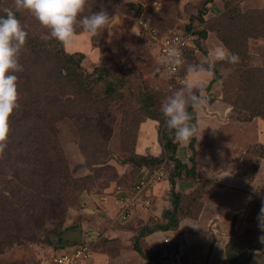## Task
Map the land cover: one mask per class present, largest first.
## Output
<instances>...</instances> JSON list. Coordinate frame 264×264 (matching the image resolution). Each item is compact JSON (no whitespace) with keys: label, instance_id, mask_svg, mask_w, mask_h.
Instances as JSON below:
<instances>
[{"label":"rangeland","instance_id":"1","mask_svg":"<svg viewBox=\"0 0 264 264\" xmlns=\"http://www.w3.org/2000/svg\"><path fill=\"white\" fill-rule=\"evenodd\" d=\"M96 1L98 0H85L83 10L77 18L101 10L100 7L90 5ZM107 2L113 3L112 7L117 12L110 13L113 10H106L110 18L105 27L98 30L94 36L97 47L93 48V42L88 39L86 33H82L80 34L82 38L73 39L71 45H64V50L68 53L85 54L81 66L87 74H91L94 68L104 66L116 71L114 75L125 76L127 83L119 88L124 92V100L110 103L109 118L114 121L113 125L111 124L113 128L110 130L107 120L103 122L100 133L94 137H90L89 132L82 133L77 125L66 117L64 96H60L63 103L56 104L51 109V114H55L57 118L53 125L47 127L40 124L41 135H38L39 132L32 126L28 125L23 129L9 118L11 126L8 123V134L3 142L5 146L0 150V264H53L52 260L56 254L71 252L79 244L75 242L62 244L58 239L66 227L74 224L81 226L82 241L85 237L93 238L94 252H102L104 249L116 251L122 244L129 245L137 228L145 224V217L148 215L146 212L149 213L152 209L150 205L154 202L159 203V197H162L159 204L162 203V199H166L165 194L164 196L162 194V191H165L161 181L162 170L169 172L172 169L169 163L163 162L157 169L147 173L141 168L125 163L133 156L136 126L139 121L145 119L139 115L142 93L148 94L151 99L154 95L157 108L160 110L162 102L181 89L185 103L190 96L198 92V97L207 101L205 105L200 104L196 111L200 122L196 136L201 140V146L197 147L195 158L196 168L200 170L203 182H199L201 184L192 194L184 196L180 208L183 211H196L199 201L195 200V197L200 196L199 193L204 189L209 190L207 192L211 194L222 196L230 192L232 197H226L227 200L238 198V204L234 203L233 209L227 211L226 228L222 230V236L225 238L222 241L224 253L229 242L241 239L252 242L261 234L257 216L264 204L262 193L264 162L259 165L253 181L240 179L236 172L240 170V164L242 165L237 157L250 144L258 142L259 129L263 131L260 139L264 141V120L256 118L253 123L252 120L244 123L240 121L238 117L246 118L251 115L250 112L246 107L241 106L245 111L236 107L240 110L238 116L237 110L235 111L225 101L223 92L226 91L225 87L228 92H232L231 82L239 79L241 84L235 83L237 86L240 85L238 87L241 89L238 91L246 93L249 96L248 101H252L255 106L262 103L260 106L264 108V102L259 101L262 98L261 92H264L260 71L252 70L264 69V0H214L206 7L205 0H107ZM237 5L241 13H251L253 18L258 19L257 24L260 28L253 26L252 32L261 29L257 31L259 33H256V38L247 40L246 54L250 59L247 61L242 59L243 62L238 61V65L228 59H215V52L222 45L214 34L209 33L206 39H201L198 35V32L208 26L217 29L216 17L223 12H230L237 17L239 15L235 11ZM139 21H142V26L138 25ZM151 30L154 32L160 30L166 34L154 40L156 34H152ZM75 32H83L82 27L75 29ZM170 33L178 35L183 33L188 37L186 46L190 50L188 52L185 50L177 73L167 72L165 67L162 69L160 61L163 58L158 57L156 52V41L160 43ZM146 34L148 36L152 34V37H146ZM205 60L220 62L217 70L222 81L213 84L209 89L206 87L208 79L204 80L202 71L198 69ZM21 71L24 76L16 75V83L39 85L37 78L32 76L29 83L25 73L27 71L24 69ZM251 77L256 83L254 87L251 81L249 84L246 82ZM190 81L198 82L199 87L188 88L187 83ZM22 85L18 86L17 103L27 104L29 95L34 91H30V86L22 89ZM200 87L198 91L197 88ZM252 88L254 89L251 90ZM95 90L103 96L102 82H99ZM21 95L25 98H21ZM39 98L42 103L46 102L48 105L52 102V98L47 94H41ZM231 99L233 100L232 97ZM214 103L218 106L215 104L216 106L211 107ZM99 107L104 108V103L101 102ZM258 110L261 111L260 107ZM15 112V116L29 118L30 115L18 107L15 108ZM35 113L42 112L31 114ZM44 118L46 119L45 114L42 115V121ZM234 121L241 123L239 125L243 129L239 133L232 131L231 122ZM146 124L150 126V131L143 129ZM221 125L223 130L219 131L217 126ZM157 126L156 122L150 120L140 125L138 138L144 139L141 143L142 152L148 150L152 155L157 152ZM36 139L39 141H35ZM31 141L36 143L31 144ZM37 149L41 151L40 159L35 155ZM256 158L257 156L251 154L246 163L252 164ZM159 174L160 178L157 179ZM216 174L225 175L220 185L217 183L218 185L212 186L205 182L211 180V175L214 177ZM152 176L154 178L148 185L149 189H153L152 199H146L143 191L147 190V187L137 194L134 186L143 178ZM179 178L180 188L183 190L186 186L183 183L184 177ZM227 183L229 184L226 185ZM118 188L127 190V194L125 191L123 194L120 193ZM121 197L126 198L127 202H133L132 205L128 204L126 207L127 204L120 202ZM166 197L168 198V195ZM208 198L211 200L212 196ZM146 201H149V205H145ZM135 216L140 221H136ZM209 224L208 222V228L201 233L204 238L209 230L211 233L214 231L213 224ZM122 228L131 231L128 239L123 240L124 236L121 238L117 236V231L123 230ZM174 239L178 242L174 240V243L178 247L180 245L184 253L178 256L179 260L177 262L175 260V264H185L189 256L188 247L193 238L186 236L182 240ZM165 240L163 243L166 245L169 240L167 242ZM148 245L154 248L157 244L150 241ZM256 253L259 255L261 252H253L249 264H253V256ZM219 256L222 257V254ZM86 264H90L89 261Z\"/></svg>","mask_w":264,"mask_h":264},{"label":"trees","instance_id":"2","mask_svg":"<svg viewBox=\"0 0 264 264\" xmlns=\"http://www.w3.org/2000/svg\"><path fill=\"white\" fill-rule=\"evenodd\" d=\"M213 2L214 0H205L204 7ZM227 2L228 1H225V3ZM90 5L95 8L100 7L105 11L108 9L113 10L110 13L117 12L112 7L113 3H108L107 0H98L94 3H91ZM4 9H12L14 11L20 24L23 26L27 33L25 43L19 46V51L16 57L18 63L22 65V68L18 71L13 70V73L15 75L24 76L23 74H21V70L24 69L25 71L30 73L28 74L27 72H25L27 74L26 78L29 83L32 76L33 78H37V82L39 84L30 86V84H26V82L25 84H19L18 82L16 83L17 90L18 86L23 84L22 89L24 87L28 88L30 86V91H34V93H31L29 95V98L27 100L28 105L20 102L17 103L18 108L24 110L26 113H30V115L29 118H26L24 116H15L16 112L14 109L9 118L13 122L18 123L23 129L27 128L28 125L32 126L36 132H39L38 135H41L40 124L47 127H51L53 125L57 118L54 116L55 114H51V109H53L56 104L63 103V101L60 99V96H64L66 98L64 100V106L67 107L66 117L72 120L77 125L79 131H81L82 133L89 132L91 133L90 137H94L96 134L100 133L99 130L103 127V122L107 120L110 126V130H112L113 126H111V124L113 125L114 121L112 122L109 118L111 115L110 103L113 101L124 100V92L122 90H119V88L123 87L127 83L125 76L119 77L117 75H114L116 71L104 66L94 68L91 74H87L81 66V63L85 56L84 53L65 52L64 45L56 39L52 38L49 35V29L42 26L28 10L23 8L17 10L16 0H0V15H6ZM235 11L239 13L237 17H234L235 15L232 13L230 14V12H223L222 14H219L215 20V24L218 26V28L212 29L209 26L205 27L203 31L198 32V35L199 38L206 39L209 33L214 34L219 40V43L227 51H229L230 54L236 55V60L232 62L238 65V61L243 62V60L247 61L250 59L246 54L247 40L250 38H256V33H259L257 31H261V29H256V32H252L251 28L253 26H257L260 28L259 24H257L258 19H255V17L253 18V15L251 13H241L240 7H238V5L235 8ZM235 11L233 10V12ZM81 27L83 26L80 23V18H77V23L74 25V29H78ZM82 33L87 32H74L75 35ZM151 33L156 34V38L154 37V40L166 34L162 33L160 30H157L156 32H154V30H151ZM152 34H149L150 38L152 37ZM172 34L173 33H170L169 35ZM185 35L188 34L185 33ZM145 36L149 37L148 34H146ZM94 40V36H90V41L93 42V48H96L97 46H95ZM186 49L187 52L190 50L189 48ZM156 52L158 57H162L160 54V45L157 41ZM160 62L162 69H164L165 65L163 60H161ZM219 66L220 62H217L215 60H205L198 68L208 76V82L206 86L207 89H209L213 84L222 81V77L217 70ZM245 66H247V64H245ZM252 70L253 72L260 71L259 73L261 84L264 88V69L252 68ZM18 72H20V74H18ZM250 81L252 87H254L256 83L253 82L252 77L249 78V81H246L247 84H249ZM99 82H102L103 84V96H100L99 93H97V91L95 90ZM235 83L241 84L239 79L231 82L232 92H228V89L225 87L226 91L224 90L223 92L225 94V101L230 104V106L235 111H240L239 109H236V107L241 108L242 106L246 107L251 114L248 117L244 118L241 117L238 112L237 115L240 116L238 117V119L243 123L245 121L251 120V122H254L256 121V118L264 120V108L260 106L262 105V103L257 106L252 104V101H248L249 96L242 91H238L241 89H239L238 87L240 85L237 86L235 85ZM22 89L20 91H22ZM200 89L201 87L197 88L198 91H200ZM253 89L254 88H252L251 90ZM41 94H47L52 98V102L50 105H48V103L46 102L42 103L41 98H39ZM143 94L144 93H142V102L140 100L141 106L139 107V115L145 117V119L139 121L138 125L136 126L133 156L130 158V162L126 160L125 163L132 164L137 168H141L147 173L157 169V167L160 166V164H162L163 162L169 163L172 169L169 172H164L162 170L161 181H164L168 187L166 191L170 199V206L168 209H165L162 212V219L165 221V223L161 224L159 221L150 219L148 224L141 225L139 226V228H137L138 230H136L135 234L132 236L131 250L142 259V264H173L171 263V261L174 262V255L178 249V245L174 243V239H172L169 244H166L162 248H159L155 251L142 248V239L146 235H149L155 231H176L179 227V222L181 219L197 217L202 206V200H204L208 196L207 189H204L203 192H200V196L195 197V200L199 201V205L196 211H183V209L180 208V203L184 196L192 194L193 191L197 189L199 184H201L199 182H203L202 175L199 174L200 170L196 168L197 162L195 158L197 147L201 146V140H199L195 134L188 143H180L175 141L174 130H169L167 128L165 124L166 118L163 116L161 110L157 108V103L154 95L153 99H151L148 94L145 93L144 96ZM198 94L199 92L196 94L197 97ZM24 95H21V98H25ZM231 97L233 98V100L231 99ZM260 97L262 98L259 101L264 102V92H261ZM101 102L104 103V108L99 107V104ZM185 104L187 111L191 114L192 122L196 123L198 127L196 109L200 105L193 108V101L191 99L186 101ZM258 106L260 107L262 112L258 110ZM38 111L42 113L31 114L32 112ZM242 111L245 110L242 109ZM43 114L46 115V119L44 118V120L42 121ZM148 120L154 121L158 124V126L156 127L157 144L159 147L157 155H152L148 151L144 153H138V151H136L140 125ZM10 121L8 120L9 126H11ZM35 141L38 142L39 140L36 139ZM35 143L36 142L33 143L31 141V144ZM40 154L41 151L37 149L35 155L39 159ZM251 154L253 156H257L256 160L253 161L252 164L250 162L246 163ZM237 159L238 161H240V163H242V165L240 164V170L236 172V175L240 179L253 181L256 173L259 170V165L264 162V144L259 142L250 144L246 148V150L237 157ZM179 177H184L185 182L183 183H185L186 186L183 190H181L180 188L181 181L179 180ZM205 182L208 184L207 181ZM44 183L42 182V184ZM117 190L120 193H122L123 191H125L124 193H126L127 191L120 188H118ZM147 190H149L147 193H145L146 190L143 191V193H145V197L151 195L150 193H152L153 191L149 188H147ZM262 193L264 194V192ZM79 227L81 228L80 225ZM44 242L50 244L47 241ZM164 251L168 253L166 259H164L165 257H163ZM255 251L264 252V245L259 242L258 238H256L252 242H246L242 239L231 241L225 247L226 261L228 264H249L250 257ZM167 259L169 263L165 262Z\"/></svg>","mask_w":264,"mask_h":264},{"label":"clouds","instance_id":"3","mask_svg":"<svg viewBox=\"0 0 264 264\" xmlns=\"http://www.w3.org/2000/svg\"><path fill=\"white\" fill-rule=\"evenodd\" d=\"M85 0H16L17 10H28L39 23L49 29V35L65 46L72 43L74 37V25L77 23L78 14L82 12ZM6 15H0V150L4 148V141L8 134V120L17 104V76L13 70H20L22 65L17 61L19 46L23 45L27 33L20 24L12 9H4ZM109 21V14L101 9L87 16L80 17L83 31L90 36H95L98 30L105 27ZM169 60L179 64V52L172 48L169 52ZM216 60H236L235 54H229L220 46L215 52ZM199 87V83L188 82L187 87ZM181 89L174 96L167 97L161 104V112L165 124L169 130H174V139L180 143H188L199 131L197 124L192 122L191 114L186 109L185 99L181 95ZM195 108L203 103V99L196 95L190 96ZM213 129V128H212ZM215 130V129H213ZM258 227L261 234L259 242L264 245V204H262L258 216ZM253 264H264V252L253 256Z\"/></svg>","mask_w":264,"mask_h":264},{"label":"crops","instance_id":"4","mask_svg":"<svg viewBox=\"0 0 264 264\" xmlns=\"http://www.w3.org/2000/svg\"><path fill=\"white\" fill-rule=\"evenodd\" d=\"M86 36L88 37V39H90L89 34L86 33ZM82 37L83 36L80 34H78L76 36L74 34L73 39L82 38ZM201 73L203 75L202 77L204 80L208 79V76L206 73H204V72H201ZM206 102L207 101H203L204 105L206 104ZM215 102H217V101H215ZM215 104L217 105V103H214V104H212L211 107H214ZM199 108H200V106L197 109H199ZM197 109H196V111H197ZM197 120L199 121L198 116H197ZM197 123H198V129H199L200 128V122H197ZM233 123L235 125H233ZM233 123L231 122V125L233 126L232 127L233 132L239 133L240 131H242L243 128H241V126L239 125L241 123H239L238 121H234ZM251 123H253V122H251ZM235 126H236V130L234 131ZM215 127H216V125L214 126V129H215ZM145 128H146V130L148 129L150 131V126L148 124H146L143 129H145ZM217 129H220L219 131L223 130L222 125L217 126ZM263 129H264V127H263ZM259 130H260V132L258 134V136H259L258 142L264 144V141L260 139L261 138V132H263V131L261 129H259ZM213 135H215V132L213 133ZM143 141H144L143 138H141V137L138 138L137 147H136L138 153H144V152L148 151V150H145L142 152L141 143ZM158 151H159V147L157 146V152H155L154 155H157ZM203 175H205V174H203ZM210 178H211V180L210 179L208 180V182H209L208 184H210L212 186H216L218 184L220 185V182L225 178V175L216 174V175H214V177L211 175ZM228 184L229 183H227L226 185H228ZM163 187H164L165 191H162V194H163V196L165 194L166 199H162V201H161L162 203L159 204L160 200L162 198V197H159L160 200L158 199L159 200V203L157 202L158 204L154 202V203H152L153 205H150V206H152L151 207L152 209L149 211V213H148V211L146 212L145 210H142V212H146V214H148L145 217V219H146L145 224H148L150 219L151 220L153 219L155 221H159L161 224L165 223V221L162 219V212H163V210L169 208L170 199H169V196H168V198L166 197V195H168V193L166 191L168 187L164 181H163ZM148 191L149 190H146L145 193H147ZM207 191H209V190H207ZM150 194H152V193H150ZM155 194H156V192H155ZM242 194L243 193L241 192L240 195H242ZM207 195L212 196V198H211V200H208L209 198L207 196L204 200H202V206H201L200 211H199L196 218H183V219H181L179 222V227L176 231H155L149 235H146L142 239V245H143L142 248H146V249L155 251V250L165 246V243H163V240H165L167 238H168L167 240H169V242H170L174 238L182 240V238H185L186 236H190L191 238H193V240H192L193 242L188 247L189 253H188V251H187V253L189 256L186 258L185 264H194L195 261H196V264H228L226 261V258H225V253H224L223 244H222V241L225 239L222 236L223 235L222 230H224V228H226L225 220H226V216H227V211L233 209L232 206L234 205V203L238 204V202H237L238 198H236V200H230V199L227 200L226 197H228V198L232 197L230 192H228L227 195H223V196L219 195V194L217 195L214 193L211 194L209 192H207ZM151 196L152 195H150V197H147L146 199H150ZM222 197H225L226 199H223ZM135 208H137V206ZM135 219H136V221H140L136 216H135ZM208 222L211 225L213 224V226H214L213 230L214 231H213V233H211L209 230V232H208L209 234L207 233V236L204 238L201 233L208 226ZM74 225H77V224H74ZM78 227H79V225H78ZM79 229L81 232L82 230L80 227H79ZM123 230H118L117 236H119V238L124 236V237H122L123 240L128 239L131 231L129 229H126V228H124ZM219 230H221V231H219ZM110 232H111V229H110ZM81 235H82V232H81ZM130 240L132 241V237ZM149 240L154 242L157 245L154 246V248L149 246L148 245V243L150 242ZM131 241H130L129 245L124 246L122 244V246H124V247L121 246L116 251H113V250L112 251H106L104 249L102 252H98V251H97L98 253L93 252L92 257L89 260V263L90 264H142V259L131 250ZM169 242H167L166 244H168ZM182 242L183 241H181V244H182ZM179 244H180V242H179ZM153 245L154 244H152V246ZM182 253H183V251L181 250V247L179 245L177 252L174 255V262L171 261V263L175 264V260L177 262V260H179L178 256L182 255ZM221 254H222V257L219 256ZM167 255H168V253L166 251H164V253H163V257H165L164 259H166ZM212 261H213V263H212ZM165 262L169 263L168 259Z\"/></svg>","mask_w":264,"mask_h":264},{"label":"built area","instance_id":"5","mask_svg":"<svg viewBox=\"0 0 264 264\" xmlns=\"http://www.w3.org/2000/svg\"><path fill=\"white\" fill-rule=\"evenodd\" d=\"M139 26H142V21H139ZM145 27V24H144ZM187 40L188 37L184 35H167L165 36L159 43L160 45V54L164 60L165 69L167 72L170 73H177L179 64L173 63L171 60L168 59L169 52L172 48H176L179 52V58L180 61L183 59L184 52L187 48ZM152 178H143L140 180L135 186L134 190L137 194H140L146 187L148 188V185L152 182ZM160 178V174L157 176V179ZM133 201V200H131ZM120 202L126 205L128 207V204H131L133 202H127L124 197L120 198ZM145 205H149V201L145 202ZM124 218V216H123ZM93 239V238H92ZM89 237H85V239L79 242L77 246L74 247V249L71 252H65L56 254V256L53 258L52 263L53 264H84L85 262L89 261L93 254V245L94 241ZM167 242V240H165Z\"/></svg>","mask_w":264,"mask_h":264},{"label":"water","instance_id":"6","mask_svg":"<svg viewBox=\"0 0 264 264\" xmlns=\"http://www.w3.org/2000/svg\"><path fill=\"white\" fill-rule=\"evenodd\" d=\"M60 243H79L81 241V232L78 225H71L65 228L59 236Z\"/></svg>","mask_w":264,"mask_h":264}]
</instances>
